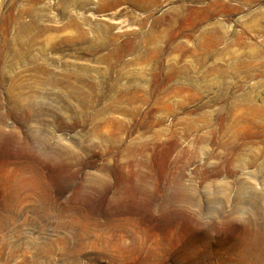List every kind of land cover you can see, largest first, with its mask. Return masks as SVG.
Returning <instances> with one entry per match:
<instances>
[{"label": "rangeland", "instance_id": "rangeland-1", "mask_svg": "<svg viewBox=\"0 0 264 264\" xmlns=\"http://www.w3.org/2000/svg\"><path fill=\"white\" fill-rule=\"evenodd\" d=\"M0 264H264V0H0Z\"/></svg>", "mask_w": 264, "mask_h": 264}, {"label": "bare ground", "instance_id": "bare-ground-1", "mask_svg": "<svg viewBox=\"0 0 264 264\" xmlns=\"http://www.w3.org/2000/svg\"><path fill=\"white\" fill-rule=\"evenodd\" d=\"M16 100V99H15ZM13 101V100H12ZM12 108V107H11ZM13 109V108H12ZM11 111V110H10ZM11 115H13V114H11Z\"/></svg>", "mask_w": 264, "mask_h": 264}]
</instances>
